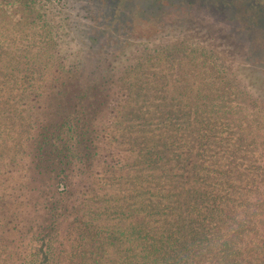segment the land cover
Returning a JSON list of instances; mask_svg holds the SVG:
<instances>
[{
	"label": "rangeland",
	"instance_id": "obj_1",
	"mask_svg": "<svg viewBox=\"0 0 264 264\" xmlns=\"http://www.w3.org/2000/svg\"><path fill=\"white\" fill-rule=\"evenodd\" d=\"M67 1L0 0V90L11 88L6 114L15 118L20 111L31 122V134L40 108L48 103L61 106V119L64 110L75 115L65 85L75 86L84 76L105 89L106 109L93 123L95 164L71 189V206L74 200L78 205L69 220L84 215L79 201L86 198L94 209L109 212L105 223L117 222L111 207L138 167L141 150H160L162 159L144 170L157 181L143 184L147 193L133 204L167 206L168 193L175 188L164 173L166 159L181 149L186 152L185 143L169 146L164 136L176 130L173 121L184 122L193 132L200 124L195 126V121L239 120L259 144L255 152L262 147L264 0H72V6ZM78 34H87L83 44ZM54 86L61 92L52 91ZM26 130L20 126V135ZM217 132L238 133L223 127ZM26 148L25 140L0 148L4 199L14 195L19 183L31 181ZM254 164L263 165L264 155L255 156ZM150 189L159 193L148 194ZM29 196L36 199L33 190ZM32 210L44 209L32 203ZM91 238L108 243L105 236L88 235V249ZM37 247L19 230L5 256L11 252L16 264H32L30 254Z\"/></svg>",
	"mask_w": 264,
	"mask_h": 264
},
{
	"label": "trees",
	"instance_id": "obj_2",
	"mask_svg": "<svg viewBox=\"0 0 264 264\" xmlns=\"http://www.w3.org/2000/svg\"><path fill=\"white\" fill-rule=\"evenodd\" d=\"M66 4L74 5L72 0ZM86 37L78 34L79 42L83 44ZM84 78L63 88L71 95L75 115L64 110L61 119V106L48 103L40 108L31 134V122L20 111L15 118L6 114L11 88L0 90V148L25 140L31 177L29 183L14 187V195L0 196V264H16L11 252L5 253L19 230L38 245L30 254L32 264L37 258L40 264H264V164H254L255 156L264 155V136L255 152L259 144L239 120L195 121V126L200 124L193 132L184 122L173 121L176 130L164 136L169 146L185 143L186 152L181 149L166 159L164 173L175 188L168 193L167 206L156 201L133 204L147 193L141 186L153 179L144 170L162 159L160 150H141L138 167L111 207L119 216L117 222L105 223L109 212L94 209L86 198L79 201L84 215L69 220L78 205L74 200L71 206V189L87 178L95 164L94 119L106 109L105 89ZM50 89L61 92L57 86ZM22 125L28 129L24 136L19 131ZM222 127L235 129L237 136L218 133ZM3 164L0 159V170ZM31 190L35 200L29 196ZM149 191L156 195V190ZM31 202L37 209L43 206V212H32ZM88 235L105 236L108 243L91 238L88 249L84 245ZM77 241L79 246L74 244Z\"/></svg>",
	"mask_w": 264,
	"mask_h": 264
}]
</instances>
